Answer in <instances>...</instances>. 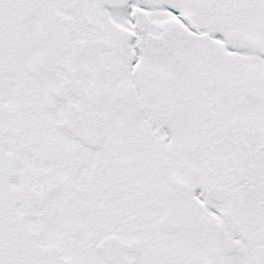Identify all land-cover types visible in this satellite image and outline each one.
Wrapping results in <instances>:
<instances>
[{"label":"snow or ice","instance_id":"obj_1","mask_svg":"<svg viewBox=\"0 0 264 264\" xmlns=\"http://www.w3.org/2000/svg\"><path fill=\"white\" fill-rule=\"evenodd\" d=\"M0 264H264V0H0Z\"/></svg>","mask_w":264,"mask_h":264}]
</instances>
